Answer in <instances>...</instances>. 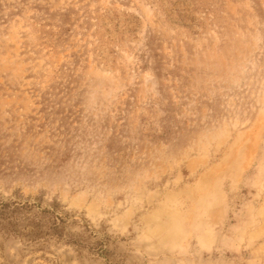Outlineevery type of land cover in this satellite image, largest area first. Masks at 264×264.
<instances>
[{
    "label": "rangeland",
    "instance_id": "374dc122",
    "mask_svg": "<svg viewBox=\"0 0 264 264\" xmlns=\"http://www.w3.org/2000/svg\"><path fill=\"white\" fill-rule=\"evenodd\" d=\"M0 264H264V0H0Z\"/></svg>",
    "mask_w": 264,
    "mask_h": 264
}]
</instances>
